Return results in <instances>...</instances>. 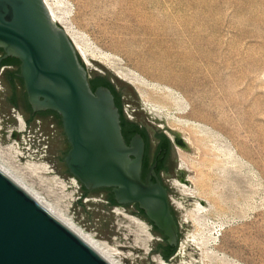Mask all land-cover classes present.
I'll use <instances>...</instances> for the list:
<instances>
[{
  "label": "rangeland",
  "instance_id": "374dc122",
  "mask_svg": "<svg viewBox=\"0 0 264 264\" xmlns=\"http://www.w3.org/2000/svg\"><path fill=\"white\" fill-rule=\"evenodd\" d=\"M47 3L55 15L63 18L73 41L97 58L98 64L102 65L98 58L111 59L108 63L117 64V71L141 78L150 87L146 93L149 107L162 113V119L154 117L139 92L130 85L145 120L169 139L176 155V169L185 171L183 179L187 181L185 184L165 178L166 185L174 188L166 191V196L178 227L175 252L165 262L264 264V0H47ZM87 69L84 65L89 77ZM90 69L104 74L94 65ZM134 107V101L121 96V108L127 119L132 118ZM14 119L16 125L3 130L9 143H0L1 165L8 167L29 191L84 230L69 213L78 183L74 180L72 185L71 177L66 183L53 174L46 161H37L38 157L30 154L38 153L36 148L28 152L19 150L18 142L10 136L12 131L25 132V122L16 110ZM23 137L21 133L19 142L25 146ZM187 138L195 147L187 143ZM220 145L246 164V188L239 197L227 193L226 177L215 167L210 168L209 174L214 177L209 176V188L197 186L201 172L207 173L199 165L201 151H206L211 163L221 165L225 152L220 151ZM87 200L107 203L94 196L81 199ZM114 207L140 219L122 206H111V212ZM114 218V231L118 235H111V243L97 240L114 245L121 264H130L135 257H146L152 239L162 240L148 230L152 238L144 241L146 253L134 241L135 235L126 234L128 231L120 227L124 219L115 213ZM84 231L94 237L97 234L96 230ZM154 256L157 255L149 254L151 264H155Z\"/></svg>",
  "mask_w": 264,
  "mask_h": 264
},
{
  "label": "water",
  "instance_id": "95a60500",
  "mask_svg": "<svg viewBox=\"0 0 264 264\" xmlns=\"http://www.w3.org/2000/svg\"><path fill=\"white\" fill-rule=\"evenodd\" d=\"M87 60L104 74L88 68L86 77L83 62L42 0H0V68L12 66L0 73V143H9L3 130L16 125V109L25 132L12 131L10 138L19 150L36 148L38 153L30 154L37 161H46L66 183L69 177L78 183L69 207L73 220L111 243L117 231L110 208L122 205L162 238L152 239L147 256L130 264H151L154 252L166 261L176 249L178 227L166 196L174 188L165 178L187 184L185 171L176 169L167 137L145 120L133 88ZM120 96L135 102L131 119ZM90 196L108 202L81 201ZM0 264L113 262L0 167Z\"/></svg>",
  "mask_w": 264,
  "mask_h": 264
},
{
  "label": "bare ground",
  "instance_id": "6f19581e",
  "mask_svg": "<svg viewBox=\"0 0 264 264\" xmlns=\"http://www.w3.org/2000/svg\"><path fill=\"white\" fill-rule=\"evenodd\" d=\"M42 1H43L44 5H45V7L49 13L51 20L54 21L57 25H59L61 27L62 31L65 33L67 38L70 40L74 50L78 54V56L81 59V61L83 62V64L87 68H92V65L87 60V58L90 60H94L96 62H97V58H94V56H91L88 53H86V51L83 48H81L78 44H76L73 41L74 39L70 36L68 30L64 26L63 18L61 19L59 16L55 15V12H53L50 5L47 3V0H42ZM109 61H111V59L108 60L106 58H98V62L101 63L102 66L103 65L106 66V68L108 70H110L114 75H116V77H118L119 79L128 83L136 91L139 92L143 102L146 105L145 106L146 109L151 114H153L154 117L162 119V113L160 112V110H157L153 107H149V104L147 102L146 93L150 87L141 78H139L136 74H133V73L123 74V73L117 71L115 68V65H117V64L112 66L111 64L108 63ZM18 120H19V129L22 130V122L20 121V119H18ZM186 140H187V143H189L192 147H195L194 143H192L189 138H187ZM221 147L222 148H219L220 151H222V149H223V151L225 152V154L223 155L225 159L221 165L217 162H214V161H213V163H211L212 160L209 159V156L206 153V151L205 150L201 151L202 158H201V163L199 165L202 166L203 169L205 171H207V173L201 172V179L199 180V183L197 184V186L200 189H208L209 188L208 187L209 176L212 175V174L211 175L209 174V172H211L210 168L215 167L214 170L218 171V173L223 175V177H226V180H227L226 191H227V193H229L232 196L239 197V196L243 195L244 190L246 188V180H245V175H246V170H247L246 164L241 159H238L234 155V153L231 152V150L224 148L223 145ZM0 167L2 169H4L17 183L21 184L42 206H44L49 212H51L57 219H59L60 221L64 222L65 224H67L68 226H70L71 228L76 230L81 236H83L87 241H89L94 247H96L100 252H102L107 258H109L113 262V264H121L119 261V252H117L118 249L116 251L115 247H113L114 245L111 246L105 241H99L100 239L97 240V238H94V236L92 234H89V233L85 232L84 230L80 229L79 227H77L70 219H68L63 213H61V211H58L57 209H55V207L51 206L50 204L45 202L43 199L36 196L37 194L35 195L31 191H29L27 189V187L23 184V182L20 179H17L8 167L1 165V163H0ZM180 168L183 169L184 166L180 165ZM70 183L72 185H74L75 184L74 179H72L70 181ZM173 184L176 187L178 186V188L180 187L176 183H173ZM235 202H237V201H235ZM113 212L116 215L121 216L124 219V221L120 225V227L122 226L123 228H125L128 231V232H126V234L129 232H132L135 235L134 241L136 242V244H138L139 247H142L146 252L147 250H146L144 241H147V240L152 238V236L148 232V226L142 220L125 214L121 207H114ZM146 243H148V242H146ZM212 246H214V245H212ZM202 249H204V248H202ZM202 254H204V253H202ZM152 261L155 264H185L183 262L182 263H167V262L163 261L161 258H159L158 256H154L152 258ZM187 264H196V262L193 261L192 263H187Z\"/></svg>",
  "mask_w": 264,
  "mask_h": 264
},
{
  "label": "flooded vegetation",
  "instance_id": "af4514ba",
  "mask_svg": "<svg viewBox=\"0 0 264 264\" xmlns=\"http://www.w3.org/2000/svg\"><path fill=\"white\" fill-rule=\"evenodd\" d=\"M11 66L10 65H7V66H2L1 68H7V69H9ZM119 102H120V105H121V96L119 97ZM16 110V109H15ZM17 111V110H16ZM18 112V111H17ZM164 134V133H163ZM168 139V138H167ZM169 140V139H168ZM112 206V205H111ZM117 206H122V205H117ZM123 207V206H122ZM125 208V207H124ZM154 254H156V255H158L159 257H161L160 256V254L159 253H157V252H154Z\"/></svg>",
  "mask_w": 264,
  "mask_h": 264
},
{
  "label": "trees",
  "instance_id": "16d2710c",
  "mask_svg": "<svg viewBox=\"0 0 264 264\" xmlns=\"http://www.w3.org/2000/svg\"><path fill=\"white\" fill-rule=\"evenodd\" d=\"M106 201L108 202V200H106ZM112 206H116V205H112ZM174 252H175V251H174ZM174 252H173V253H174ZM173 253H172L171 255H173ZM171 255H170V256H171ZM170 256H169V257H170ZM169 257H168V258H169ZM161 258H162V257H161ZM168 258H167V259H168Z\"/></svg>",
  "mask_w": 264,
  "mask_h": 264
}]
</instances>
